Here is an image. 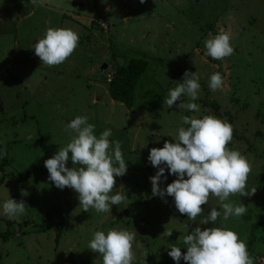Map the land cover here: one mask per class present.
Instances as JSON below:
<instances>
[{"label":"rangeland","instance_id":"374dc122","mask_svg":"<svg viewBox=\"0 0 264 264\" xmlns=\"http://www.w3.org/2000/svg\"><path fill=\"white\" fill-rule=\"evenodd\" d=\"M11 1L0 0V164L4 145L10 160L0 170V179L6 175L0 185V233H11L7 241L0 240V264H102V256L88 245L96 231L107 234L110 229L136 231L133 264H176L168 252L179 247L185 253L184 237L196 226L234 231L246 242L254 264H264L262 226L248 247L252 225H264L263 0ZM49 28L71 29L79 36L74 52L55 66L43 64L33 50ZM221 32L230 34L234 52L214 60L204 41ZM131 59L146 60L149 66L129 110L110 100L107 84L112 71ZM103 65L106 69L100 72ZM185 70L198 75L201 87L198 99L184 94L182 100L197 103L199 113L166 103L169 90L183 83ZM217 72L224 83L212 91L210 76ZM210 103L220 109L214 117L232 123L227 148L247 159L251 171L246 190L256 191L225 201L247 207L243 217L224 220L221 202L210 194L203 212L190 221L170 196L152 195L149 178L158 169L148 155L165 141L175 143L178 129L189 127L184 116L212 114ZM77 116L95 125L97 137L110 129V142L121 143L127 171L114 177L110 195L124 193L126 199L111 205L110 213L93 208L84 212L75 190L58 189L48 180L44 161L71 141L75 133L65 127ZM66 167H73L71 160ZM165 175L161 188L176 179L167 168ZM21 189L28 195L22 196ZM9 197L27 203L24 214L10 218L3 213ZM212 208L221 216L199 225ZM179 264L186 262L181 259Z\"/></svg>","mask_w":264,"mask_h":264},{"label":"clouds","instance_id":"9594fccd","mask_svg":"<svg viewBox=\"0 0 264 264\" xmlns=\"http://www.w3.org/2000/svg\"><path fill=\"white\" fill-rule=\"evenodd\" d=\"M141 3L144 0H140ZM230 34L221 32L204 41L207 55L214 60H223L233 54ZM79 36L71 29L46 30L43 38L33 44V50L40 61L48 66L63 63L78 46ZM112 78V74H111ZM183 83H178L169 90L166 103L169 108L174 105L194 113H199L200 106L195 102L184 103L182 96L186 94L191 101L198 99L200 91L199 77L194 72L185 70ZM220 73L210 76L209 88L216 91L223 86ZM177 101L180 103L177 104ZM85 116H77L65 127L66 132L75 133L71 141L51 158L44 161L51 181L58 189L71 188L78 193L79 206L87 213L89 208L98 213H110L111 205H119L125 199L124 193L113 192L116 180L126 174L127 166L121 151L120 141L110 142V129H105L99 137L94 135L95 125L87 122ZM175 143L165 141L161 148H151L148 160L157 168L151 181L153 196L163 199L173 197L176 209L186 214L190 221H195L202 212V205L208 204L209 195H214L221 202L223 219L230 216L243 217L248 209L242 203L234 205L225 202L230 195L251 196L255 189L246 190V181L251 171L247 159L237 150H229L232 140V125L214 116H184ZM114 144L111 154L110 147ZM71 153V156H69ZM6 154V153H4ZM71 160L73 167H66ZM168 174L176 179L161 188L160 184ZM185 176L187 177L185 179ZM21 195L28 192L21 189ZM166 202V201H165ZM27 203L9 197L3 203V213L10 218H17L25 213ZM221 212L212 208L207 218L199 225L215 222ZM172 232H168L171 236ZM137 233L128 230L110 229L107 234L96 231L88 248L102 256V264H133L135 254L132 251ZM186 252L173 247L168 255L179 264L181 259L186 264H254L249 256L247 245L238 234L224 228H204L196 226L185 235Z\"/></svg>","mask_w":264,"mask_h":264},{"label":"trees","instance_id":"16d2710c","mask_svg":"<svg viewBox=\"0 0 264 264\" xmlns=\"http://www.w3.org/2000/svg\"><path fill=\"white\" fill-rule=\"evenodd\" d=\"M16 0H12L11 3H16ZM264 2V0H263ZM207 28L211 31V26L208 25ZM148 62L143 59H131L124 66L116 67L114 71H112V78L110 82L107 84V91L110 100L122 104L125 108L131 109L134 106L136 100V94L140 92V87L142 86V79L148 72ZM160 100L156 102V105H159ZM201 108H206L207 103L200 102ZM209 107L211 109V113L209 115L220 116L219 114V106L216 103H210ZM191 112V111H190ZM188 112V114L190 113ZM188 116V115H187ZM230 116V115H229ZM232 125V123H230ZM1 150L3 151V159L1 160L0 170L3 171L4 167H7L10 163L8 158V147L6 145L2 146ZM6 153V154H4ZM30 171L28 174H31ZM27 174V175H28ZM7 177L14 178L13 175H8ZM6 175H4L0 179V185L3 184ZM20 179V178H19ZM173 199V197H171ZM174 200V199H173ZM184 217H187L184 214ZM61 225L58 227V235L61 231ZM259 226H262V230L264 231V225L257 222L253 224L251 227V235L250 240L248 242V247H251V244L255 240L253 233ZM57 235V237H58ZM11 237V233L9 231H5L4 233H0V240L5 242Z\"/></svg>","mask_w":264,"mask_h":264},{"label":"water","instance_id":"95a60500","mask_svg":"<svg viewBox=\"0 0 264 264\" xmlns=\"http://www.w3.org/2000/svg\"><path fill=\"white\" fill-rule=\"evenodd\" d=\"M106 69V66H102L101 68H100V72H102V71H104Z\"/></svg>","mask_w":264,"mask_h":264},{"label":"built area","instance_id":"2783aa9c","mask_svg":"<svg viewBox=\"0 0 264 264\" xmlns=\"http://www.w3.org/2000/svg\"><path fill=\"white\" fill-rule=\"evenodd\" d=\"M110 80H111V75H110V76H108V81L110 82Z\"/></svg>","mask_w":264,"mask_h":264}]
</instances>
